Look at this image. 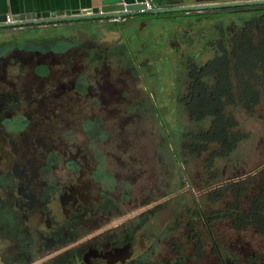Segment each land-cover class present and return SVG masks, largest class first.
I'll use <instances>...</instances> for the list:
<instances>
[{
	"label": "flooded vegetation",
	"instance_id": "obj_1",
	"mask_svg": "<svg viewBox=\"0 0 264 264\" xmlns=\"http://www.w3.org/2000/svg\"><path fill=\"white\" fill-rule=\"evenodd\" d=\"M256 12L168 85L137 58L139 14L0 26V264H243L212 230L264 235V161L228 110L264 118Z\"/></svg>",
	"mask_w": 264,
	"mask_h": 264
},
{
	"label": "rangeland",
	"instance_id": "obj_2",
	"mask_svg": "<svg viewBox=\"0 0 264 264\" xmlns=\"http://www.w3.org/2000/svg\"><path fill=\"white\" fill-rule=\"evenodd\" d=\"M181 1L179 0L178 2ZM151 3L154 7L157 6V1L151 0ZM166 4V7L174 6L170 2ZM241 8L230 10L220 7L190 10L188 12L181 10L139 14L135 18L136 23L145 22L146 20H153L156 23V28L152 32L145 34V31L143 33L138 31L141 37L145 39L141 46H137L139 49L137 58L142 61V66L145 69L143 72L150 71L157 74L158 80H156V83L168 85L171 81L174 82V68L183 65L186 57L196 56L195 54L200 51L204 42H212L221 32L226 38L230 33V21L234 24V28H237L241 26L242 20L249 15L251 16V11L245 10L247 7ZM173 20L180 22L179 30L181 31L178 33L171 26ZM150 33L153 36L152 42H150V38H147ZM183 36L191 38L194 45L185 50L178 49L175 52H169L168 48L171 45L168 46V42L170 40H184L185 37ZM174 110V108L169 106L167 111L175 115ZM228 110L239 121L240 126L243 127L244 141L239 146L241 157L244 160H249V167L253 163L260 164L264 161V118H262V112L258 116L257 113L253 115L247 114L241 109L229 107ZM216 232L214 228L212 230L213 241L235 250L238 258L242 259L243 264H264V235H254L250 230L238 233L229 228L223 229V236L216 234Z\"/></svg>",
	"mask_w": 264,
	"mask_h": 264
},
{
	"label": "water",
	"instance_id": "obj_3",
	"mask_svg": "<svg viewBox=\"0 0 264 264\" xmlns=\"http://www.w3.org/2000/svg\"><path fill=\"white\" fill-rule=\"evenodd\" d=\"M145 2L149 4V9L145 8ZM264 0H197L186 4H179L170 7H154L151 0H97L93 7H85L80 11L65 13L63 11L40 13L39 18H35L36 13L16 14L22 20H12V16L6 12H0V26H12L23 23L58 22L66 20H82L96 18H120L127 15H137L143 13H158L168 11H190L206 8H220L230 6H242L248 4H260ZM58 14V15H51ZM33 17V19H29ZM8 18V20H7Z\"/></svg>",
	"mask_w": 264,
	"mask_h": 264
},
{
	"label": "crops",
	"instance_id": "obj_4",
	"mask_svg": "<svg viewBox=\"0 0 264 264\" xmlns=\"http://www.w3.org/2000/svg\"><path fill=\"white\" fill-rule=\"evenodd\" d=\"M97 0H0V12L13 16L25 13H72L85 7H93Z\"/></svg>",
	"mask_w": 264,
	"mask_h": 264
},
{
	"label": "trees",
	"instance_id": "obj_5",
	"mask_svg": "<svg viewBox=\"0 0 264 264\" xmlns=\"http://www.w3.org/2000/svg\"><path fill=\"white\" fill-rule=\"evenodd\" d=\"M179 0H157V6H167V2H170L173 3L172 5H176V4H186V3H189L191 1H195V0H182L181 2H178ZM241 7H247L245 8L246 11H251V15L252 13L254 12H258V20L260 21V24L261 26L258 27L259 28V36L261 38H259V43H258V53H259V67L261 69V73H264V4H252V5H245V6H230V7H221V8H227V9H230V10H238V9H242ZM256 12V13H257ZM249 21H252L253 22V17H250L249 18ZM252 22H250L249 24H247L245 26V29H244V33L242 36H246V35H251L250 34V30H251V25H252ZM236 36V35H235ZM243 41H244V44H241L240 46H237L238 43L240 42V40H237L236 37L233 41V44H232V48L230 51L234 52V53H237L238 51H243V52H248V53H251L253 51V48H252V42L251 41V38L249 39H244L243 38ZM248 42V43H247ZM252 56V55H251ZM237 60V59H236ZM240 60L237 61V64L236 66H238V62ZM261 214L264 212V208L263 210H261ZM260 231L261 232H264V219L262 220V224H261V227H260Z\"/></svg>",
	"mask_w": 264,
	"mask_h": 264
},
{
	"label": "built area",
	"instance_id": "obj_6",
	"mask_svg": "<svg viewBox=\"0 0 264 264\" xmlns=\"http://www.w3.org/2000/svg\"><path fill=\"white\" fill-rule=\"evenodd\" d=\"M145 4H146V5H145V8H146V9H149V7H150L149 4H148L147 2H145ZM7 20H8V18H7Z\"/></svg>",
	"mask_w": 264,
	"mask_h": 264
}]
</instances>
